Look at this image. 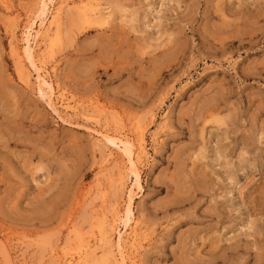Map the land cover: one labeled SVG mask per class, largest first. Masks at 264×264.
Segmentation results:
<instances>
[{
    "label": "rangeland",
    "instance_id": "rangeland-1",
    "mask_svg": "<svg viewBox=\"0 0 264 264\" xmlns=\"http://www.w3.org/2000/svg\"><path fill=\"white\" fill-rule=\"evenodd\" d=\"M122 254L264 264V0H0V264Z\"/></svg>",
    "mask_w": 264,
    "mask_h": 264
},
{
    "label": "bare ground",
    "instance_id": "bare-ground-1",
    "mask_svg": "<svg viewBox=\"0 0 264 264\" xmlns=\"http://www.w3.org/2000/svg\"><path fill=\"white\" fill-rule=\"evenodd\" d=\"M33 25H34V23L33 24H31L30 25V28L31 29H33ZM134 28V27H133ZM27 51H29V54H26L25 56H26V58L28 59V61H30V63L36 68L37 67V64H36V60H35V56H34V50H33V48L30 46V44L26 47V49H24V52H27ZM47 83L48 81L45 79V78H43V77H40V84H42V83ZM49 84V89H52V84L51 83H48ZM53 94V89L51 90V95ZM104 135V137H105V139L107 140V141H109L110 143H113V144H115V136L114 135H109V134H103ZM124 151H125V153H126V155L128 156V159H129V161H130V163H131V165L133 166V167H135V169H136V158H134V154L130 151V150H128V149H124ZM132 167V168H133ZM134 169V168H133ZM137 170V169H136ZM138 171V170H137ZM138 178H139V174L136 172V180L138 181ZM132 215H133V208H131V204H130V208H129V211L127 212V215H126V221H127V225L129 224V221L131 222V219H132ZM134 216V215H133ZM119 244V243H118ZM121 246V245H120ZM5 247V246H4ZM5 250H6V248H5ZM8 254H9V252H8ZM9 257H7V259H8ZM6 259V260H7ZM12 259V258H11ZM110 261V260H109ZM11 262V264H12V261H10ZM8 263V262H7ZM118 264H128L127 263V259H126V257L124 256V254H122L121 255V260H119L118 261Z\"/></svg>",
    "mask_w": 264,
    "mask_h": 264
}]
</instances>
